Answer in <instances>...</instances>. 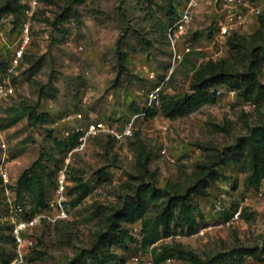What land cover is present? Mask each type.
<instances>
[{
  "label": "rangeland",
  "instance_id": "rangeland-1",
  "mask_svg": "<svg viewBox=\"0 0 264 264\" xmlns=\"http://www.w3.org/2000/svg\"><path fill=\"white\" fill-rule=\"evenodd\" d=\"M213 5L214 0L201 1L187 32L196 49L183 54L174 65L164 94H189L195 68L211 57L231 54L227 48L219 53L212 43ZM179 6L178 0H172L171 5L167 0H39L31 18L30 43L21 64L11 71L10 45L18 35L16 19L20 17L2 31L0 82H5L10 93L0 100V162L8 172V194L0 187V264L15 256L14 240L4 221L6 200L15 201L12 186L34 161L40 160L51 169L66 163L67 187L78 178L89 185L90 192L75 206L68 196L66 218L53 224L42 222L29 230L26 235L34 243L27 244L22 261L16 264H66L106 230L107 215L119 204L123 184L135 172L139 144L150 153L157 186L176 182L186 187L192 182L197 162L232 147L264 117V104L247 107L236 93L217 86L213 102L184 117L170 120L159 113L138 116L129 137L116 140L100 134L81 147L77 143L70 148L53 143V138L66 140L89 121L104 120L119 128L142 111L146 92L171 67L169 43L154 29V22L166 28ZM62 14L68 17L58 22ZM254 29L243 27L239 33L249 34ZM31 109L49 114V121L31 123L27 111ZM161 148L174 157L173 162L160 155ZM245 168L229 163L220 169L221 177L211 183L206 196L190 198L202 215L199 225L225 218L218 208L221 205L230 210L240 207L238 222L198 236L175 231L157 244L174 241L203 258L223 253L227 254L226 264H258L251 256L233 252L260 247L264 237V172L255 189L246 184ZM99 173L103 175L99 177ZM53 192L49 186L47 209ZM128 227L139 238V224ZM117 253L123 264L152 262L149 251L141 250L138 241L117 248ZM2 256L10 259L4 263ZM160 264L189 263L172 258Z\"/></svg>",
  "mask_w": 264,
  "mask_h": 264
},
{
  "label": "trees",
  "instance_id": "trees-1",
  "mask_svg": "<svg viewBox=\"0 0 264 264\" xmlns=\"http://www.w3.org/2000/svg\"><path fill=\"white\" fill-rule=\"evenodd\" d=\"M82 1L72 0L74 3ZM167 1L171 5L172 0ZM181 3L182 0H178V4ZM179 7L175 8V15ZM23 8L21 0H0V15L7 12L18 15ZM67 17L68 15L62 14L58 22ZM151 20L154 22V18ZM154 23V29L164 34L168 43L166 36L168 26L165 28L161 23ZM226 48L231 52L227 57L209 58L194 69L189 94L170 96L161 93L159 105L147 110L145 115L152 117L159 113L170 120L184 117L198 110L202 105L213 102L215 100L213 89L217 86L234 90L239 98L257 108L262 106L264 104L262 79L264 13L257 16V26L249 34L230 33L226 38ZM27 111L31 123H46L50 119L47 113H37L34 109ZM52 140L57 147L66 145L70 148L78 143V132L70 135L66 140L58 138ZM149 159V151L139 144L136 148L135 172L129 174V180L123 184L124 194L119 197V204L107 215L106 230L100 231L92 245L82 249L66 264L122 263L117 248L137 241L141 250L149 251L153 264H160L172 258L185 260L189 264L227 263V254L218 253L203 258L192 250H186L180 243L171 241L157 244V242L172 236L175 231L192 234L196 230L199 217L202 215L190 198L206 196L211 183L221 177L220 169L229 163L245 166L248 173L246 184L258 188L264 172V117L251 126L245 136L238 138L232 147L213 153L197 162L191 172L192 182L186 187H181L176 182H169L163 187L157 186L156 172L150 167ZM58 168L59 166L51 169L40 160H36L18 176L12 189L16 197L15 202L25 210V213L35 214L46 207L47 189L49 186L54 189ZM102 175L99 173V177ZM89 192V185L78 178L74 179L73 186L67 187V195L72 197V206L80 203ZM230 211L232 210L229 208L225 210L224 216L227 217ZM131 223L139 224V238L131 234L128 227ZM233 252L239 256H251L258 264H264V237L260 247H243ZM3 259L6 263L10 257ZM229 264H234V261Z\"/></svg>",
  "mask_w": 264,
  "mask_h": 264
},
{
  "label": "built area",
  "instance_id": "built-area-1",
  "mask_svg": "<svg viewBox=\"0 0 264 264\" xmlns=\"http://www.w3.org/2000/svg\"><path fill=\"white\" fill-rule=\"evenodd\" d=\"M202 0H182L177 14L173 22L168 26L166 31L167 40L170 48L171 67L168 74L157 81L146 92L145 103L142 106V111L135 113L124 125L115 127L104 120H92L87 122L84 128H79L78 146H82L89 138L100 134L108 135L113 139L119 140L132 135L134 120L145 115L147 110L155 108L159 105L160 94L163 93V88L167 83L168 77L172 72L174 65L179 61L183 54L190 52L193 49V41L187 35L192 24V18L196 13ZM24 5L21 13L14 15L12 12H7L0 15V36L2 31L12 24L13 20H17L18 35L10 45V55L8 59L9 70L17 68L24 57L25 50L31 40V18L39 7V0H21ZM215 22L213 26L212 43L218 48V52L226 48V38L232 32H239L248 20L264 13V0H214ZM211 59H214L211 57ZM228 89V88H227ZM230 93H235L234 90H228ZM10 93V88L5 82H0V100L5 98ZM247 107L254 106L250 102H246ZM159 153L168 162H173L174 157L166 152L165 148H161ZM8 172L7 167L0 162V187L5 194H8L7 188ZM223 195H221L222 197ZM7 215L5 224L8 227L9 233L14 240L15 256L7 264H16L22 261L27 244L30 245L33 239L26 235L29 230L38 227L42 222L53 224L68 216L66 203L67 181H66V163L60 166L55 175V187L53 192V200L50 204V209L44 208L35 214L23 213V208L14 200H6ZM220 211H225L227 208L221 205L218 207ZM241 208L238 207L228 213V216L221 218L219 222H206L198 225L196 230L190 234L192 236L203 235L211 229L228 226L236 223L240 219ZM123 264V263H112ZM147 264H152L148 261Z\"/></svg>",
  "mask_w": 264,
  "mask_h": 264
},
{
  "label": "crops",
  "instance_id": "crops-1",
  "mask_svg": "<svg viewBox=\"0 0 264 264\" xmlns=\"http://www.w3.org/2000/svg\"><path fill=\"white\" fill-rule=\"evenodd\" d=\"M257 26V18L256 17H252L248 20V22L244 25L245 27H250V28H256Z\"/></svg>",
  "mask_w": 264,
  "mask_h": 264
}]
</instances>
